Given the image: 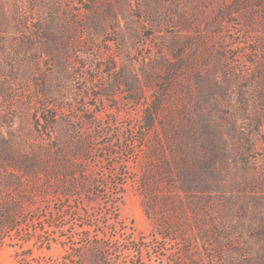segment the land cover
Wrapping results in <instances>:
<instances>
[{
  "label": "rangeland",
  "instance_id": "374dc122",
  "mask_svg": "<svg viewBox=\"0 0 264 264\" xmlns=\"http://www.w3.org/2000/svg\"><path fill=\"white\" fill-rule=\"evenodd\" d=\"M0 264H264V0H0Z\"/></svg>",
  "mask_w": 264,
  "mask_h": 264
},
{
  "label": "trees",
  "instance_id": "16d2710c",
  "mask_svg": "<svg viewBox=\"0 0 264 264\" xmlns=\"http://www.w3.org/2000/svg\"><path fill=\"white\" fill-rule=\"evenodd\" d=\"M15 209V208H14ZM13 208H11V205L8 209H5L3 211H0V216L5 217L6 221L11 222V215L10 213H13Z\"/></svg>",
  "mask_w": 264,
  "mask_h": 264
}]
</instances>
